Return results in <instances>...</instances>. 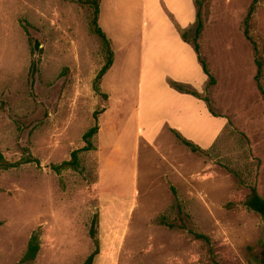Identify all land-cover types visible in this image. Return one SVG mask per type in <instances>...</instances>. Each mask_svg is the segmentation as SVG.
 Listing matches in <instances>:
<instances>
[{
	"label": "rangeland",
	"instance_id": "374dc122",
	"mask_svg": "<svg viewBox=\"0 0 264 264\" xmlns=\"http://www.w3.org/2000/svg\"><path fill=\"white\" fill-rule=\"evenodd\" d=\"M149 1V17L164 18ZM88 2L0 0V153L33 160L0 168V264H17L32 234L28 264H81L92 226L93 264H251L264 235L243 204L252 187L264 195V0L202 2L200 54L215 83L197 91L228 121L207 148L191 139L205 153L171 132L140 135L137 50L125 42L142 0H100L114 52L100 80L106 54ZM95 125L79 170L54 172Z\"/></svg>",
	"mask_w": 264,
	"mask_h": 264
},
{
	"label": "crops",
	"instance_id": "0c3cea01",
	"mask_svg": "<svg viewBox=\"0 0 264 264\" xmlns=\"http://www.w3.org/2000/svg\"><path fill=\"white\" fill-rule=\"evenodd\" d=\"M150 3L149 0H142L140 22L134 25L137 26L135 34L129 35V40L125 42L129 53L137 50L136 120L140 135L155 143L168 132L173 136L172 130H176L188 140L203 139L200 144L207 148L226 126V117L214 115L204 100L179 92L167 82L173 79L198 91L206 87L208 78L193 46L181 39L161 4L181 27L190 28L196 20L194 2L154 0V5L164 11V18L149 17L150 9L154 7ZM133 40L137 41V47Z\"/></svg>",
	"mask_w": 264,
	"mask_h": 264
},
{
	"label": "trees",
	"instance_id": "16d2710c",
	"mask_svg": "<svg viewBox=\"0 0 264 264\" xmlns=\"http://www.w3.org/2000/svg\"><path fill=\"white\" fill-rule=\"evenodd\" d=\"M193 2L195 5V8H196V20L194 23L195 28L193 30V33H192L191 28L181 27L177 23V21H175L174 19H172V22H173L174 27L177 29L181 39L184 42L190 43L193 46V48L197 54L198 60L202 66L203 72L207 75V78H208L206 86H209V85H212L215 83V78L210 73L206 62L201 57L200 44L198 41L199 36H200L202 29H203V22H202V17H201V7H202L203 0H193ZM88 3H90V5L92 7V17L90 20L91 31L100 39L102 46H103V49H104V52L106 54L105 62L103 64V66L101 67V69L99 70L97 77H96V80H100L106 74V72L112 67L113 62H114V52L112 51V49L110 47L109 39L107 38L105 32L103 31V29L101 28V26L98 23V19H99V15H100V3H101L100 0H89ZM252 10H253V5L249 9L248 16L251 15ZM257 64H258V68H257L256 80L259 81V76L261 73L262 65L260 62H258ZM167 82H168L170 87H172L173 89H175L179 92L191 94V95H193L199 99L204 100L206 102L210 112L213 113L214 115H216L214 113V111L212 110V108L208 102V99L206 97L202 98L200 96V93L196 89L191 87L189 84L178 82V81L173 80V79H168ZM97 129H98L97 125H95L92 128H90L87 132H85V134L83 135V140L86 143V145L83 146L81 149L74 150L71 153V156L68 160H64L63 162H61L59 164L51 165L52 170L56 173H60L62 171L68 170V169L79 170L80 162H79L78 154L81 151H86V150H90L93 148L91 138L96 134ZM172 132L174 133L176 139L180 143H182L184 146L189 148L190 151L199 152V153H205L206 152L199 145L195 144L193 141L188 140L187 138L182 136L178 131L172 130ZM25 160L24 161H17V162H9V161L5 160L3 155L0 153V168L7 170L10 168L18 167L21 163L33 161L30 158H26ZM34 161H36V160H34ZM243 204L247 209L253 211L254 213H256L260 216L261 221L263 223V227H264V195L259 194L257 192L256 188L252 187L250 189V192L246 195ZM170 226L173 227L174 225H170ZM95 235H96L95 228H94V226H92V228L90 229V236L95 243V249L87 256V258L81 264H93L95 257L99 253V245H98V241L95 239ZM194 235L197 238L207 239L206 236L199 234V233H194ZM39 248L40 247H39L38 237L36 234H32V236L30 237V239L27 243L26 250H25L24 254L22 255V257L20 258V260L17 264H28V263L33 262L36 259ZM252 257H253V262L251 264H264V235H263V238L261 240L259 252L257 254H253Z\"/></svg>",
	"mask_w": 264,
	"mask_h": 264
}]
</instances>
